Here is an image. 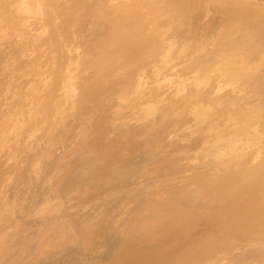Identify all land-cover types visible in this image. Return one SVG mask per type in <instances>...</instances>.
Segmentation results:
<instances>
[{"label":"rangeland","instance_id":"obj_1","mask_svg":"<svg viewBox=\"0 0 264 264\" xmlns=\"http://www.w3.org/2000/svg\"><path fill=\"white\" fill-rule=\"evenodd\" d=\"M125 1L0 0V264H264V0Z\"/></svg>","mask_w":264,"mask_h":264},{"label":"bare ground","instance_id":"obj_2","mask_svg":"<svg viewBox=\"0 0 264 264\" xmlns=\"http://www.w3.org/2000/svg\"><path fill=\"white\" fill-rule=\"evenodd\" d=\"M128 1V0H127ZM127 1H125L126 3H127ZM151 2H150V6L151 7H153V8H156L155 6H159V7H162L163 9L162 10H160L162 13L164 12L165 14L168 12L169 14H173V10H174V8L177 10V7L179 8V7H181L182 5V0H150ZM192 1V0H191ZM220 2H216V4H217V6L222 10V11H224V12H227V13H229L230 15L232 14V15H234V3L236 2H234V1H225V2H223V1H221V0H219ZM184 2V1H183ZM215 2V1H214ZM130 3V2H129ZM128 3V4H129ZM127 4V5H128ZM131 4V3H130ZM129 4V5H130ZM134 4H136V2L134 3ZM152 4V5H151ZM240 4V3H239ZM161 5V6H160ZM181 5V6H180ZM103 6V5H102ZM131 6V10L132 9H134L133 7H134V5H130ZM149 6V7H150ZM136 7V6H135ZM236 7V6H235ZM121 9V8H120ZM181 9V8H180ZM237 9V8H236ZM136 10V9H135ZM116 11V10H115ZM118 11H120V10H118ZM186 11V10H185ZM117 12V11H116ZM135 12H137V11H135ZM160 12V13H161ZM177 12H179V11H177ZM140 13H138V14H136V17H137V15H139ZM224 14V13H223ZM166 15H168V14H166ZM183 15V14H182ZM118 16V15H117ZM128 16V15H127ZM135 16V15H134ZM170 16V15H169ZM174 17V16H173ZM172 17V18H173ZM229 17V16H228ZM235 18H236V20H238V15H235L234 16ZM242 17V16H241ZM132 18H134V17H132ZM138 18V17H137ZM234 18V19H235ZM135 19V18H134ZM123 20V19H122ZM130 20V19H129ZM181 20V19H180ZM133 21V20H132ZM137 23L139 24V20L137 19ZM141 21V20H140ZM127 22V21H126ZM129 22V21H128ZM144 22V21H143ZM182 22V21H181ZM243 22V21H242ZM149 23V22H148ZM132 25L129 27L130 28V30L132 29L131 27H133L134 26V23H131ZM150 24V23H149ZM178 24H180V23H178ZM136 26H137V24H136ZM137 27H139V26H137ZM149 27V26H148ZM178 27V26H177ZM134 28H135V26H134ZM165 28V27H164ZM152 31V30H151ZM158 31V30H157ZM169 31V30H168ZM146 32H147V30H146ZM153 32H155V31H153ZM129 33V32H128ZM152 33V32H151ZM131 34H132V32H131ZM139 33H137V34H135L136 36L138 35ZM147 34V33H146ZM146 34H142V35H146ZM115 36V35H114ZM141 36V35H140ZM262 36V35H261ZM109 37V36H108ZM147 37V36H146ZM58 39V38H57ZM131 41V40H130ZM135 41V40H134ZM138 41V40H137ZM140 42V41H139ZM241 42V41H240ZM239 42V43H240ZM139 47V46H138ZM116 48V47H115ZM141 48H142V46H141ZM102 50V49H101ZM144 50H146V49H144ZM97 51V50H96ZM140 51V50H139ZM118 53V52H117ZM149 54V53H148ZM158 54V53H157ZM142 55V54H141ZM128 57V56H127ZM134 58V57H133ZM127 59H129V57L128 58H125V60L127 61ZM138 59V58H137ZM244 59V58H243ZM243 59H241V60H243ZM140 60V59H139ZM129 61V60H128ZM242 62V61H241ZM244 62V61H243ZM243 62L241 63L242 64V66L243 67H245L244 65L246 64V62H244L245 64H243ZM127 64V63H126ZM122 65V64H121ZM140 65V64H139ZM125 66V65H124ZM135 66V65H134ZM138 66V65H137ZM127 67V66H126ZM242 67V68H243ZM107 68H109V67H107ZM123 68V67H122ZM245 68H247V65H246V67ZM120 69V68H119ZM112 70H113V68H112ZM62 71V70H61ZM121 73V72H120ZM242 73V78H240V80L242 79H246L247 78V70H244V71H242L241 72ZM134 75V74H133ZM111 76H113V75H111ZM202 76V75H201ZM233 73H230L229 75H228V78H233ZM240 76V75H239ZM132 78V77H131ZM237 79V78H236ZM121 81V80H120ZM118 82V81H117ZM122 85V84H121ZM114 86V85H113ZM116 86V85H115ZM107 88V87H106ZM126 88V87H125ZM210 88V87H209ZM127 89V88H126ZM207 89V88H206ZM191 90V89H190ZM210 90V89H209ZM15 91V90H14ZM102 91V90H101ZM197 92V91H196ZM32 93V92H31ZM105 94V93H104ZM109 94V93H108ZM220 94V93H219ZM107 95V94H106ZM117 96V95H116ZM228 96V95H227ZM196 97H198V96H196ZM31 98V97H30ZM174 98V97H173ZM32 99V98H31ZM58 100V99H57ZM174 101V100H173ZM198 101V100H197ZM218 101V100H217ZM187 102V101H186ZM211 102V101H210ZM229 103V102H228ZM199 104H200V102H199ZM215 104V103H214ZM236 104H238V103H236ZM242 104V103H241ZM183 105V104H182ZM221 105V104H220ZM243 105V104H242ZM241 105V107H243ZM44 106V105H43ZM164 106V105H163ZM205 106V105H204ZM214 106V105H213ZM223 106V105H222ZM228 107H230V106H228ZM237 107H238V105H237ZM204 108V107H203ZM223 108H224V106H223ZM229 109V108H228ZM236 109V108H235ZM238 109V108H237ZM226 110V109H225ZM201 111V110H200ZM256 111H259V110H256ZM210 112V111H209ZM234 112H235V110H234ZM237 112V111H236ZM243 111L241 110V113H242ZM245 112V111H244ZM243 112V113H244ZM254 112V111H253ZM208 113V112H207ZM224 113V112H223ZM239 113V112H238ZM241 113H239V114H241ZM224 114H226L227 115V113H224ZM231 114V113H230ZM235 114V113H234ZM255 114H256V112H255ZM45 115V114H44ZM232 115V114H231ZM235 115H237V114H235ZM235 115H233V116H235ZM257 115V117L259 116L258 114H256ZM228 116V115H227ZM226 116V117H227ZM232 116V117H233ZM240 116V115H239ZM243 117V116H242ZM254 117V116H253ZM200 118V117H199ZM236 118V117H235ZM240 118V117H239ZM245 118V117H244ZM255 118V117H254ZM221 119V118H220ZM11 120V119H10ZM234 123H236V122H234ZM205 124V123H204ZM251 128V127H250ZM228 130V129H227Z\"/></svg>","mask_w":264,"mask_h":264}]
</instances>
